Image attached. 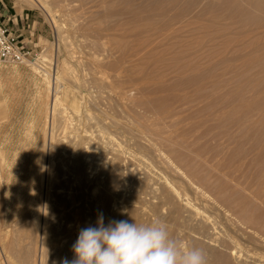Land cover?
Returning a JSON list of instances; mask_svg holds the SVG:
<instances>
[{
	"label": "rangeland",
	"instance_id": "rangeland-1",
	"mask_svg": "<svg viewBox=\"0 0 264 264\" xmlns=\"http://www.w3.org/2000/svg\"><path fill=\"white\" fill-rule=\"evenodd\" d=\"M12 1L35 22L28 60L48 53L37 67L63 72L68 111L58 117L56 140H64L56 141L44 240V215L40 231L28 193L47 87L27 60H0V175L18 167L20 178L0 183V264H42V254L43 264L72 261L80 230L101 217L104 226L159 221L182 251L204 247L205 264L217 248L209 239L232 221L230 264H264V0H45L53 16ZM77 163L84 173L68 171ZM169 181L219 222L216 233L173 197Z\"/></svg>",
	"mask_w": 264,
	"mask_h": 264
},
{
	"label": "bare ground",
	"instance_id": "bare-ground-1",
	"mask_svg": "<svg viewBox=\"0 0 264 264\" xmlns=\"http://www.w3.org/2000/svg\"><path fill=\"white\" fill-rule=\"evenodd\" d=\"M28 2H32V3H34V4H36V5H38V6H40V8H42L44 11H46V13L50 16L51 14H52V16H53V13H52V10L50 9L51 7H49V5L45 2V0H27ZM53 18H55V17H53ZM57 18V17H56ZM53 20V19H52ZM56 22H57V20H56ZM56 24V23H55ZM60 24V23H59ZM57 27V26H56ZM58 28V27H57ZM56 29V28H55ZM62 35V34H61ZM60 35V36H61ZM46 50V49H45ZM44 50V51H45ZM48 50V49H47ZM46 50V51H47ZM48 54V53H47ZM47 54H45V53H43V54H41L40 55V57L37 59H34V60H28V59H26V60H24V61H26L27 62V64H29V65H27V66H32V68L35 70V72L40 76V83L41 84H45L46 85V87H47V94H46V103H45V108H44V110H45V112H44V117H43V126H42V137H41V139H40V144H39V153H37L38 155H36V153H35V157L33 158V160H34V162L32 163L33 164V166H34V168H32L33 170H31V173H33V176L30 178V182H29V184H30V189H29V193H28V195H29V209L31 210V212H32V215L33 216H35V220L37 221V226L39 227L38 229L40 230V228H42V226L40 227V223H41V221L43 220L42 218H43V215H44V232H43V234H42V237L44 238V240H45V235L47 234V226H46V223H47V215H49V213H50V209H52L51 208V203H50V200L49 199H51L50 198V195H49V189H50V181H51V176H52V174H53V165H54V161L55 160H57L56 159V155H55V153L54 152H56V150H57V153L58 152H60L61 150L58 148L59 146H57V148L58 149H55V147H56V138H57V126L58 125H60V124H57L58 123V117H59V115L61 114V113H63V111L65 112L66 111V99H65V83L63 82L64 81V79H63V76H62V73L63 72H60L59 74H58V72L57 73H54L53 75L52 74H50L49 73V71H46V68L45 67H43V68H45V69H42V70H40V67H37L39 64H40V62L42 63V65H43V63H44V65H45V63L47 62V61H49L50 60V57L47 55ZM23 61V62H24ZM42 65H41V67H42ZM40 66V65H39ZM63 67H65V66H63ZM69 67V66H68ZM67 67H65V69H66ZM70 68V67H69ZM68 68V69H69ZM63 70H65L64 68H62ZM62 70V71H63ZM8 71V70H7ZM68 71V70H67ZM52 75V76H51ZM3 78V77H2ZM40 83H39V85H40ZM1 85V84H0ZM71 88V87H70ZM40 90H41V88H40ZM53 91V92H52ZM55 91V92H54ZM67 91V90H66ZM39 92V95H40V93H41V91H38ZM83 96V95H82ZM40 97V96H39ZM38 97V98H39ZM43 98V97H42ZM44 101V100H43ZM44 104V103H43ZM70 106H71V108L74 110V111H76L75 113H77L78 112V109H79V105L78 104H74V103H70ZM70 109V108H69ZM81 110V109H80ZM67 111H68V109H67ZM73 113V112H72ZM73 115V114H72ZM85 115V114H84ZM69 116V115H68ZM71 116V115H70ZM79 116V115H78ZM82 116V115H81ZM75 117V116H74ZM74 117H73V119H74ZM66 118H68L67 116H66ZM65 118V119H66ZM78 119H79V117H78ZM85 120V119H84ZM70 121V120H69ZM72 121V120H71ZM73 122V121H72ZM77 122H79V121H77ZM66 123V122H65ZM69 123V122H68ZM66 125V124H65ZM65 125H64V128H65ZM74 125V124H73ZM69 126V125H68ZM60 127V129H61V127L63 128V126H59ZM59 127H58V130H60L59 129ZM63 128V129H64ZM69 129V128H68ZM67 130V129H66ZM85 130V129H84ZM61 131V130H60ZM63 131V130H62ZM61 131V132H62ZM86 131V130H85ZM64 132V131H63ZM62 132V133H63ZM70 132V131H69ZM72 132V131H71ZM68 133V132H67ZM76 133V132H75ZM59 134H61V133H59ZM58 134V135H59ZM64 134H65V132H64ZM79 134V133H78ZM70 135V134H69ZM60 136L61 135H59V138H60ZM66 136H68V135H66ZM88 136V135H87ZM64 137V136H63ZM31 138V137H30ZM58 138V139H59ZM68 138V137H67ZM62 139V138H61ZM88 139H91V138H87V141H88ZM60 140V139H59ZM58 140V141H59ZM64 140V139H63ZM63 140H61V141H63ZM72 140V139H71ZM70 140V141H71ZM75 140H77V139H75ZM93 140V139H92ZM94 140H96V139H94ZM39 141V140H38ZM57 141V142H58ZM61 141H59V142H61ZM79 141V140H78ZM72 143V142H71ZM79 143H80V141H79ZM58 144H60V143H58ZM65 144V143H64ZM74 145V144H73ZM81 145V144H80ZM85 145V144H84ZM63 146V145H62ZM72 146V145H71ZM81 146H83V145H81ZM68 147V146H67ZM77 147V146H76ZM69 148V147H68ZM84 148V147H83ZM61 149H62V147H61ZM66 149V148H65ZM29 150V149H28ZM59 150V151H58ZM78 150V149H77ZM87 150H89V148L87 149ZM67 151V150H66ZM82 151V150H81ZM84 151V150H83ZM20 152V151H19ZM68 152H70V151H68ZM67 152V153H68ZM90 152V151H89ZM88 152V153H89ZM62 153V152H61ZM60 153V154H61ZM92 153V152H91ZM3 154H4V150H3V152H2V150H0V168L2 167V165H1V162L3 161ZM68 154H70V153H68ZM72 154H75V153H72ZM93 154V153H92ZM54 155H55V157H54ZM78 154H76V156H77ZM83 155V154H82ZM95 155V154H94ZM101 155V154H100ZM71 156V155H70ZM73 156V155H72ZM71 156V157H72ZM86 156H88V155H86ZM61 157H62V155H61ZM60 157V158H61ZM64 157V156H63ZM89 157H90V155H89ZM91 160H92V162H94L93 160H97L98 158H95V156L93 157L92 155H91ZM105 157V156H104ZM54 158H55V160H54ZM59 158V159H60ZM66 158V157H65ZM74 158V157H73ZM72 158V159H73ZM77 158V157H76ZM75 158V159H76ZM82 158H83V156L81 157V159L80 160H82ZM63 159V158H62ZM69 159H71L70 157H69ZM68 159V160H69ZM74 159V160H75ZM79 160V159H78ZM79 160V161H80ZM83 160H84V158H83ZM88 159H86V160H84V161H80L81 163H86L85 161H87ZM91 160H88V161H90L91 162ZM60 161V160H59ZM65 161V160H64ZM76 161V160H75ZM57 162V161H56ZM61 162V161H60ZM74 162V161H73ZM78 162V161H77ZM89 162V163H90ZM91 162V163H92ZM2 163H4V162H2ZM6 163V162H5ZM35 163V164H34ZM62 163H63V160H62ZM95 163V162H94ZM105 163V162H104ZM58 164V163H57ZM114 164V163H113ZM62 164L60 163V166H61ZM64 165V164H63ZM62 165V166H63ZM66 165H68V163L66 164ZM72 165V164H71ZM4 166V165H3ZM32 166V167H33ZM55 166V165H54ZM81 165L79 164V163H77L75 166H73V170H70V168H68V167H66V168H68L69 170L68 171H74V172H76V174H77V172H78V174L79 173H84V172H79V171H81V169L83 168H81L80 167ZM84 167L85 166H87V165H83ZM98 167V166H97ZM12 168V167H11ZM57 168H58V165H57ZM87 167H85V169H86ZM2 169V168H1ZM84 169V170H85ZM92 169H94V168H92ZM115 169V168H114ZM54 170H58V169H54ZM61 170H62V168H61ZM60 169H59V171H61ZM100 170V169H99ZM82 171H83V169H82ZM86 171H87V169H86ZM64 172V171H63ZM66 172V171H65ZM74 172H72V173H74ZM89 172V171H88ZM88 172L86 173V174H88ZM109 172V171H108ZM55 173V172H54ZM90 173H92L91 172V170H90ZM18 174H19V169H18V167L17 168H14V169H11L10 170V173H9V175H8V177L6 178H3L1 175H0V183L1 182H6L7 184L9 183H11L12 182V180L14 179V180H16V181H18L20 178H19V176H18ZM65 174H67V173H65ZM69 174V173H68ZM71 174V173H70ZM75 174V175H76ZM85 174V175H86ZM32 175V174H31ZM55 175V174H54ZM59 175H60V173H59ZM85 175H81V176H85ZM98 175V174H97ZM110 175V174H109ZM58 176V175H57ZM70 176H73V175H70ZM78 176V175H77ZM76 176V177H77ZM80 176V177H81ZM102 176V175H101ZM100 176V177H101ZM53 177V176H52ZM54 177H56V176H54ZM59 177V176H58ZM79 177V176H78ZM99 176H97V178H98ZM62 178V177H61ZM60 178V179H61ZM70 178V177H69ZM74 178V177H73ZM65 179V178H64ZM76 179V178H75ZM87 179V178H86ZM85 179V180H86ZM90 179H91V177H90ZM94 179H95V177H94ZM99 179V178H98ZM70 180H72V179H70ZM69 180V181H70ZM77 180H79V179H77ZM82 180V179H81ZM92 180V179H91ZM149 180H150V178H149ZM169 180V179H168ZM55 181V180H54ZM63 181V180H62ZM66 181H68V180H66ZM98 181V180H97ZM60 182V181H59ZM82 182H83V180H82ZM86 182V181H85ZM170 182H172V181H169V182H167L168 183V187L171 189V191H172V193H173V197L175 196V197H177V198H179L180 200H181V202H184V203H182V204H184L186 207H190V208H192L193 210H194V212H195V214L198 216V215H200L201 216V218H202V220H203V222L205 223L204 225L206 226V228L208 227L209 229H212V231L213 232H211L212 233V235H213V233H216L217 231L216 230H218V224H219V222L218 221H215V220H213V219H211L212 218V216L210 217V216H208V214L207 215H203L202 214V210H200L199 209V207H197V206H195V204L194 203H192V199L190 198V197H188V196H186V193H185V198L183 197L184 195H182V193H181V191H179L178 190V188L176 187V186H174V183H170ZM52 183V182H51ZM67 183V182H66ZM70 183H71V181H70ZM98 183H99V181H98ZM101 183V182H100ZM112 183V182H111ZM152 183V182H151ZM61 184V183H60ZM161 184V183H160ZM159 184V185H160ZM3 185V184H2ZM78 185V184H77ZM51 186H53L52 184H51ZM147 186H149V185H147ZM181 186V185H180ZM1 184H0V192L2 191L1 190ZM11 187V186H10ZM54 187V186H53ZM165 187H166V185H165ZM60 188V187H59ZM63 188V187H62ZM71 188V187H70ZM101 188V187H100ZM163 188V187H162ZM54 189H56V186H55V188ZM77 189V188H76ZM164 189V188H163ZM74 190V189H73ZM161 191V190H160ZM170 191V190H169ZM170 191V192H171ZM182 191H183V189H182ZM51 192H53V191H51ZM56 192V191H55ZM82 192V191H81ZM4 193V192H3ZM64 193V192H63ZM62 193V194H63ZM101 193V192H100ZM161 193V192H160ZM163 193H164V191H163ZM162 193V194H163ZM184 194V193H183ZM49 195V196H48ZM66 195V194H65ZM172 195V194H171ZM199 195V194H198ZM54 196V195H53ZM64 196V195H63ZM68 196V195H67ZM162 196V195H161ZM52 197V196H51ZM49 198V199H48ZM62 198V197H61ZM69 198V197H68ZM159 198V197H158ZM176 198V199H177ZM54 199H55V197H54ZM53 199V200H54ZM57 199H60L59 198V196H58V198ZM163 199V198H162ZM61 200V199H60ZM94 200V199H93ZM160 200V199H159ZM56 201H58V200H56ZM69 201V200H68ZM102 202H103V200H101ZM6 203V207L9 205L8 203H9V201H5ZM59 202V201H58ZM67 202V201H66ZM101 202V203H102ZM168 202V201H167ZM174 202V201H173ZM69 203V202H68ZM169 203V202H168ZM51 204V205H50ZM54 205H55V203H53ZM59 204H62V203H60L59 202ZM77 204V203H76ZM171 204V203H170ZM175 204V203H174ZM173 204V205H174ZM202 204V203H201ZM71 205V204H70ZM77 205H79V204H77ZM76 205V206H77ZM101 205H103V204H101ZM96 206V205H95ZM167 206H169V205H167ZM58 207V208H57ZM57 207H56V209L58 210L59 208H60V206H58L57 205ZM62 207V206H61ZM66 207V206H65ZM63 208H64V206H63ZM71 208H73V207H71ZM80 208V207H79ZM157 208V207H156ZM170 209H171V207H169ZM168 208V209H169ZM65 209H68V208H65ZM61 210H63V209H60V210H58L59 212L61 211ZM75 209H73V211H74ZM97 210V209H96ZM7 211V210H6ZM28 211V210H27ZM53 211V210H52ZM70 211H72V210H70ZM8 212V211H7ZM7 212H5L6 214H7ZM79 212V211H78ZM77 211H76V214L78 213ZM98 212V211H97ZM174 212H178V210L176 211V209L173 211V212H171L172 214L174 213ZM53 213H55V211L53 212ZM65 213V212H64ZM67 213H68V211H67ZM73 214V216H75L74 215V212H72ZM136 213V212H135ZM63 214V213H62ZM171 214V215H172ZM27 215H28V213H27ZM54 215H56V213L55 214H53V216ZM58 216H60L61 217V215H59V214H57ZM57 215H56V217H57ZM64 215V214H63ZM62 215V216H63ZM79 215V214H78ZM174 215V214H173ZM220 215V214H219ZM67 216L69 217V215L67 214ZM67 216H65V217H67ZM80 216V215H79ZM89 216V215H88ZM221 216V215H220ZM8 217H10V216H8V215H6V220L5 221H7V219H8ZM48 217H50V215L48 216ZM52 217V216H51ZM55 217V218H56ZM72 219H73V217L72 216H70ZM69 217V218H70ZM82 217V216H81ZM5 218V217H4ZM31 218H33V217H31ZM10 219V218H9ZM49 219H51V218H49ZM48 219V220H49ZM57 219V218H56ZM59 219V218H58ZM63 219V218H62ZM78 219V218H77ZM79 219H81V218H79ZM134 219V218H133ZM171 219V218H170ZM215 219V218H214ZM26 220H28V219H26ZM68 220V219H67ZM74 220V219H73ZM72 220V221H73ZM84 220V219H83ZM216 220H217V218H216ZM51 221V220H50ZM52 221H53V218H52ZM51 221V222H52ZM60 221V220H59ZM64 221H65V219H64ZM174 221V220H173ZM8 222V221H7ZM7 222L5 223V226L4 227H6V225H7ZM60 222H62V221H60ZM78 222V221H77ZM218 222V223H217ZM232 222V221H231ZM231 222L228 224V225H230V226H232L233 227V224L231 225ZM48 223H50V222H48ZM64 223V222H63ZM62 223V224H63ZM66 223V222H65ZM75 223V222H74ZM171 223V222H170ZM207 223V224H206ZM228 223V222H227ZM36 224V223H35ZM51 224V223H50ZM76 224V223H75ZM78 224V223H77ZM48 225V224H47ZM217 225V226H216ZM8 226V225H7ZM30 226V225H29ZM51 226V225H50ZM49 226V227H50ZM56 226V225H55ZM57 226H58V224H57ZM74 226V225H73ZM230 226H229V228H225V231L222 233V231H221V235H219L218 236V232L216 233L217 234V236L216 235H213L212 236V238H210L209 240L211 241V244L213 245V246H217V248H212V250L209 252V254L211 253L212 254V261H211V264H230V256H235L238 252H236V245L234 246V243H235V241H234V236L235 235H232L233 233L230 231ZM72 227V226H71ZM77 226H75L74 228H76ZM30 228V227H29ZM55 228V227H54ZM64 228H66V227H64ZM78 228V227H77ZM76 228V229H77ZM207 228V229H208ZM6 229V228H5ZM37 229V230H38ZM50 229H51V227H50ZM57 229V228H56ZM73 229V228H72ZM203 229V228H202ZM208 229V230H209ZM223 229V228H222ZM236 229V228H235ZM4 230V229H3ZM38 230V232H39V234L37 235V236H40V233H42V232H40ZM51 230H54V229H51ZM65 230H67V228L65 229ZM194 230V229H193ZM5 231V230H4ZM59 231V230H58ZM70 231V230H69ZM73 231V230H72ZM211 231V230H210ZM216 231V232H215ZM2 232V230L0 231V233ZM27 232V231H26ZM37 232V233H38ZM77 232V231H76ZM202 232V231H201ZM246 232V231H245ZM55 233V232H54ZM59 233H61V232H59ZM71 233V232H70ZM75 233V232H74ZM169 233V232H168ZM197 233V232H196ZM198 233H200V232H198ZM203 233V232H202ZM201 233V234H202ZM210 233V232H209ZM210 233V234H211ZM56 234H58L57 232H56ZM1 235H2V233H1ZM1 235H0V237H1ZM203 235V234H202ZM52 236V235H51ZM58 236H60V235H58ZM73 236V235H72ZM193 236V235H192ZM199 236H200V234H199ZM210 236V235H209ZM34 237V236H33ZM56 237V236H55ZM71 237V236H70ZM211 237V236H210ZM2 238V237H1ZM47 238V237H46ZM58 238V237H57ZM68 238H69V236H68ZM203 238H204V236H203ZM250 238V237H249ZM52 239V238H51ZM54 239V238H53ZM71 239V238H70ZM193 239H194V237H193ZM2 240V239H1ZM43 240V239H42ZM49 240V239H48ZM60 240V239H59ZM58 240V241H59ZM72 240V239H71ZM195 240V239H194ZM199 240H201V239H199ZM203 240H205V239H203ZM53 241V240H52ZM57 241V242H58ZM67 241V240H66ZM65 241V242H66ZM239 241V240H238ZM241 241V240H240ZM48 242V241H47ZM47 242H46V244H47ZM63 242V241H62ZM43 243V242H42ZM45 243V242H44ZM69 243V242H68ZM67 243V244H68ZM240 243V242H239ZM64 244V243H63ZM62 244V245H63ZM194 244V243H193ZM198 244V243H197ZM197 244H195V246L197 245ZM205 244V243H204ZM237 244V243H236ZM45 245V244H44ZM44 245H43V247H44ZM66 245V244H65ZM199 245H200V243H199ZM203 245V244H202ZM202 245H200L201 247H202ZM67 246V245H66ZM191 246H192V244H191ZM204 246V245H203ZM241 246V245H240ZM34 247V246H33ZM55 247V246H54ZM53 247V248H54ZM57 247V246H56ZM59 247V246H58ZM62 247V246H61ZM68 247V246H67ZM71 247V246H70ZM73 247V246H72ZM197 247V246H196ZM204 247H202V248H200V247H198V249H203ZM205 248H206V246H205ZM209 248H211V246L209 247ZM5 249V248H4ZM35 249V248H34ZM55 249V248H54ZM54 249H52V250H54ZM59 249V248H58ZM185 249V248H184ZM195 249H197V248H195ZM237 249H238V247H237ZM44 250V249H43ZM51 250V251H52ZM57 250V249H56ZM69 250V249H68ZM225 250H227V252H228V254H226L227 252H225ZM239 250V249H238ZM42 251V250H41ZM61 251V250H60ZM70 251V250H69ZM241 251V250H240ZM43 252V251H42ZM45 252H46V250H45ZM59 252V251H58ZM63 252V251H62ZM67 252V251H66ZM0 253H3V250H2V248H1V246H0ZM35 253V252H34ZM47 253V255H48V252H46ZM241 253V252H240ZM250 253V252H249ZM243 254V253H242ZM2 255V254H1ZM51 255V254H50ZM240 255V254H239ZM41 257H43V254L42 255H40V260H41V262H42V264H43V258H41ZM210 257H211V255H210ZM236 260V259H235ZM45 261V260H44ZM55 263V262H54ZM2 264V263H1ZM207 264V263H206ZM210 264V263H209Z\"/></svg>",
	"mask_w": 264,
	"mask_h": 264
},
{
	"label": "clouds",
	"instance_id": "clouds-1",
	"mask_svg": "<svg viewBox=\"0 0 264 264\" xmlns=\"http://www.w3.org/2000/svg\"><path fill=\"white\" fill-rule=\"evenodd\" d=\"M76 259L63 264H205L199 249L181 250L163 223L138 226L128 220L80 230L73 245Z\"/></svg>",
	"mask_w": 264,
	"mask_h": 264
},
{
	"label": "built area",
	"instance_id": "built-area-1",
	"mask_svg": "<svg viewBox=\"0 0 264 264\" xmlns=\"http://www.w3.org/2000/svg\"><path fill=\"white\" fill-rule=\"evenodd\" d=\"M16 31L0 21V60L20 64L29 59L32 51Z\"/></svg>",
	"mask_w": 264,
	"mask_h": 264
},
{
	"label": "crops",
	"instance_id": "crops-1",
	"mask_svg": "<svg viewBox=\"0 0 264 264\" xmlns=\"http://www.w3.org/2000/svg\"><path fill=\"white\" fill-rule=\"evenodd\" d=\"M30 14V11L26 15L23 14V12L16 8L15 2L12 0H0V21L13 28L21 38L25 40L28 38V42L31 39L29 36L35 29V22L31 23L30 19L32 18ZM25 35L28 37H25ZM28 47L30 48L31 46L28 45Z\"/></svg>",
	"mask_w": 264,
	"mask_h": 264
}]
</instances>
